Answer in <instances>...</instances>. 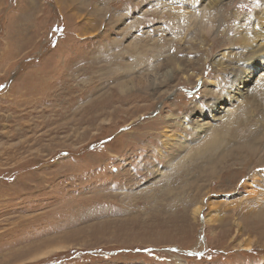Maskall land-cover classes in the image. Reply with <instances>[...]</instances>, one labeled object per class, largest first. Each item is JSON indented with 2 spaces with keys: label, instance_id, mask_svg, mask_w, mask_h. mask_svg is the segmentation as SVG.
<instances>
[{
  "label": "rangeland",
  "instance_id": "1",
  "mask_svg": "<svg viewBox=\"0 0 264 264\" xmlns=\"http://www.w3.org/2000/svg\"><path fill=\"white\" fill-rule=\"evenodd\" d=\"M205 3L0 0V264H264V141L174 166L224 98L264 134V69L208 51Z\"/></svg>",
  "mask_w": 264,
  "mask_h": 264
},
{
  "label": "bare ground",
  "instance_id": "2",
  "mask_svg": "<svg viewBox=\"0 0 264 264\" xmlns=\"http://www.w3.org/2000/svg\"><path fill=\"white\" fill-rule=\"evenodd\" d=\"M205 4H206V8H204L205 10L202 12V18H203L204 24H203V27H201V28L203 29V32L206 31V33L210 35V36H208L206 34V40H210L212 42V45L210 44L211 46H208V51H211L215 46V44H213L215 41V38L212 35V33L215 31H213L212 29L213 28H214V30L216 29L215 35L217 34V36L220 34H222V35L226 34V32L228 31V32H230V37H226L224 40H222L221 43L227 44L226 46L228 49H230V52H233L234 50H236V48L239 49L240 52H236V57L238 58L240 56H243L246 58V60H248L247 63H244V65H242V67H240V70L244 73L242 76H248L249 75L248 72H250V70H252L256 66H258V67L261 66L264 69V0H252V2H250V0L249 1H244V0H242V1L241 0H206ZM249 17H251V18H249ZM242 19H245L244 20L245 22L243 21L244 22L243 24H239L238 20H242ZM234 20H235V22L238 21V23L236 25L233 24ZM230 22L233 25V26H231V28H229ZM222 26H223V28H222ZM236 51H238V50H236ZM241 51H242V53H241ZM241 63H242V61H241ZM241 63H240V65H241ZM243 66H245V67H243ZM224 68L228 69V66L225 65ZM237 74H235L236 78L239 77ZM188 79H190L189 76H188ZM262 79L264 80V73H263V76L259 79V81H261ZM248 80L249 79H247V78L243 79L244 82L248 81ZM205 81H207V80H204V84L202 86L203 88H205V86L207 85V83ZM236 81H239V83L242 82V80L240 78H237ZM244 82H242V84ZM262 86H263V84H262ZM259 88H260V86H259ZM262 89H264V86ZM235 93H240V91L237 90V91H235ZM236 98H237L236 96L233 99H230V97H227V98H224L222 100L223 102H219V104L226 102L228 105L227 109H225V106L221 107V109L223 110L222 111L223 113H222V115H220V117H221L220 123L221 124H219V128H225V130L221 131L220 129H218L221 132L216 133V134H210V135L208 134L207 139H206V137H204V139L200 145L196 144L192 147V149H190L191 148L190 147L188 149L189 152H187V154L184 153V154H186L185 156L181 155L178 158V160L174 159L173 160L174 164H175L174 166L177 167V169L181 165H184V167H185L186 165H189L190 163H194L196 160L200 159V161L197 162V164H201L200 169L201 170L204 169V171H205L206 170V164L210 163V159H209L210 156H206L207 152H210V151H212V153L219 152V154L220 153L223 154V160H224L226 157V154H228L229 151L240 148L241 150L247 151V153L248 152L252 153L254 150H256V147L259 146V144L264 141V134H260V130H261L260 128L252 127V129L250 128L243 133H239V132L237 133L233 129V127L237 126L241 120H243L244 118L247 119V117H246L247 116V114H246L247 108L249 107V105L254 103L253 100L252 101L247 100L243 104L234 106V104L231 101H234ZM215 103H217V102H215ZM215 103H213V105H215ZM216 106H217L216 107L217 109L220 108V105H216ZM260 117L264 118V113H262L260 115ZM251 118H250V120H251ZM246 123H248V122H246ZM252 123H250V124H252ZM196 128L198 131H200L204 127H202V125H197ZM226 132L229 133V135L231 137L230 138L231 142L225 147L222 145V143H223V140H224L223 138H224V135ZM225 139H227V138H225ZM226 142H228V141H226ZM226 142H225V144H226ZM236 142H239V147L236 146V144H237ZM247 153H246V155H247ZM178 154H179V152H178ZM243 154H245V153H243ZM226 158H228V157H226ZM237 159H239V158H237ZM211 161H213V160H211ZM182 171H185V170H182ZM167 187H168V192H169L170 191L169 190V183L167 184ZM240 192L242 194L243 191L240 190ZM208 204H210V202H208ZM201 206L202 205H197L193 209V213L198 214L200 212ZM245 213H247V212H245ZM206 219H208V218L206 217ZM205 221L207 222V220H205ZM250 244L251 243H249V242H244L245 248H247L248 246L250 247Z\"/></svg>",
  "mask_w": 264,
  "mask_h": 264
}]
</instances>
